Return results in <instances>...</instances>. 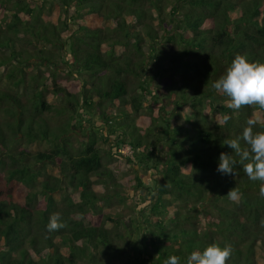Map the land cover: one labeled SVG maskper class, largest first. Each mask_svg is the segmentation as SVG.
Returning a JSON list of instances; mask_svg holds the SVG:
<instances>
[{
	"label": "trees",
	"instance_id": "obj_1",
	"mask_svg": "<svg viewBox=\"0 0 264 264\" xmlns=\"http://www.w3.org/2000/svg\"><path fill=\"white\" fill-rule=\"evenodd\" d=\"M55 1L59 14L50 22L44 0H0V76L7 68L19 86L30 64L41 82V74L66 53L73 62L69 69L77 65L75 79L83 81L79 93H72L53 76L52 92L67 102L61 109L46 102L43 83L31 105L0 88V102L13 104L2 121L7 130L0 123V147L19 141L9 153L11 166L0 172V264H164L172 255L183 262L211 243L232 247L228 264H257L256 246L264 254L260 182L239 165L236 175L217 167L221 152L239 159L223 142L241 137L249 119L259 129L264 110L234 111L212 84L238 53L264 62V0ZM71 21L77 30L64 40L62 28ZM166 99L175 100L180 112L162 114ZM51 108L69 116L57 126L65 125L62 134L47 131L56 127L43 116ZM80 112L90 126H84L87 140L75 148L72 119L80 122ZM140 115L143 125L136 122ZM225 115L230 119L222 123ZM101 118L108 124L101 130L111 132L117 150L131 146L129 162L149 165L159 147L166 149L150 214L132 219L131 227L107 210L123 194L126 177L143 182L137 173L118 177L104 163L99 147L104 137L93 128ZM43 140L53 144L30 150ZM46 165L61 175L40 177ZM99 185L117 192L102 194L94 189ZM234 187L241 194L237 202L226 196ZM39 193L45 197L41 205L34 204ZM54 209L67 227L48 232Z\"/></svg>",
	"mask_w": 264,
	"mask_h": 264
},
{
	"label": "rangeland",
	"instance_id": "obj_2",
	"mask_svg": "<svg viewBox=\"0 0 264 264\" xmlns=\"http://www.w3.org/2000/svg\"><path fill=\"white\" fill-rule=\"evenodd\" d=\"M43 7V12L45 13L46 17L48 16L47 21H55L56 17L58 16V7L56 6V1L55 0H44L42 3ZM70 12L73 13L74 9H70ZM43 15V14H42ZM74 21H71L68 25H66V28H62L63 34H62V39L68 40L70 38V35L72 32L77 30V25L73 23ZM70 54H64L62 55L61 59H58V62H56V65H51V67L47 68L48 71L43 72L41 74L42 76L40 77V81L38 82L35 80L34 75L36 76L38 73V69L34 68L30 64H26L25 69H26V82H23L19 86L15 85L12 81V79H9L7 76L8 69L5 68V71L2 72V76H0V88L9 90L12 93H18L21 96L22 101L25 104H32L35 99V94L40 91L41 84L46 87L44 88L43 86V91L45 92V100L48 104H50V107H57L61 109L63 106L67 104L66 100L62 96H58L52 92V87H53V76L57 78V81L59 82V85H62L64 87L68 88V91H71L72 93H79V90H81L82 86V80L80 79H75L77 77V73L75 72L77 69V65L73 66L72 69H69V66L67 65L68 63L71 64L73 63L70 60ZM30 63H34L35 66H37V62L32 60ZM72 66V65H71ZM44 66L43 68H45ZM72 71V72H71ZM6 74V75H5ZM13 105L11 102H0V123L3 125L4 130H7L6 123H2L5 118L9 117V114L6 112V109L11 107ZM164 108L161 110V113H173L174 111H179L181 108H178L177 102L175 100L171 99H166L163 103ZM110 107H113V110L118 111L116 109V106L112 105ZM157 108V107H156ZM30 112L33 110V107H29ZM103 110V108H101ZM106 111V110H105ZM104 111V112H105ZM101 112L97 111L96 114H99ZM146 115H149V112H145ZM80 115L83 117L80 118L81 121L79 122L78 119H72V129L73 131L71 132V135L74 137V147H78V143L80 142H85L88 138V130H85V128H89L90 124H87V118L86 115H84V112H80ZM43 116H45L48 120L51 126H56L54 127L53 130H47L49 133L54 134L59 131V133L62 134L65 130V125L57 127L59 125L64 124L68 119L69 116L68 114H62L58 113L56 110H53L52 108L50 110L45 109ZM147 117V116H145ZM99 118V117H98ZM141 115L140 117L137 118L136 122L137 124L141 125L142 120H141ZM146 122L148 120L144 118ZM70 122V120H69ZM76 123H78L77 126ZM86 123V124H84ZM94 124V125H93ZM93 128L98 130L99 135L101 133L102 138L99 140V147L100 150L102 151L103 158H104V163L106 165H112L113 169H115L118 173L119 176H123L122 173H129V174H134L137 173L140 175L142 179V186L138 184L136 181L130 179L129 177H126V181H123L125 183L124 189H122L123 194H127L128 197H125V195L121 196H114L112 199V206L110 209L107 210V212L110 213V215L114 216L116 220L119 217L124 219L125 223L131 227L132 225V219H136V217H141L140 215H149L150 210H151V202L156 200L157 198V187L160 185V182L162 183L163 180V173L161 172V165L159 166V161L165 160L166 159V149L159 147L158 151V158L156 160L154 159L153 161H149V165H143L142 163H138L137 161L135 162V159H133L131 162H129L126 158L129 157L132 154V148L130 145L125 144L119 148V150L116 149L115 147V141L114 138H112V134L110 131H107L104 133L102 131V127L104 128L105 126H108L107 121L101 118L100 121H95L93 123ZM143 125V124H142ZM85 126V128H84ZM86 128V129H87ZM109 134V136H108ZM108 140H104L105 138H108ZM130 137L128 136V139ZM153 140V138H152ZM17 139L11 143L9 148H5L4 146L0 147V157L3 156L4 160L0 162V172L6 171L9 169L12 163V159L9 157L10 151L13 150L14 147H17L16 145H19ZM53 144V142H48V141H40L34 144H31L29 146L30 150L32 152H36L40 149H47ZM161 146V145H158ZM117 150V152H116ZM110 153V154H108ZM113 155V156H112ZM34 166L37 165L34 163ZM45 165V163H42L39 167L36 166V168H42ZM46 169L43 171L41 174L42 176L40 177H45V175L48 174H54L56 176H60V171L56 166H49L46 165ZM47 173V174H46ZM43 179V178H42ZM113 186L110 185L108 188L106 187H101L96 186L94 189L97 192L100 193H106L109 194H114L117 192V190H112ZM39 188L35 187V190H38ZM45 197L39 193L38 196L34 199V204L36 203L37 205H41ZM27 201V200H26ZM59 204L58 206H60ZM59 212L58 209H54V212ZM202 217V216H200ZM202 220V218H201ZM201 227L205 226V221L202 220ZM149 233V232H148ZM61 244V243H60ZM261 245L259 244L257 247V264H264V254L262 253V249L260 247ZM49 249L44 250L43 256L48 255ZM146 264H152L149 260L146 261Z\"/></svg>",
	"mask_w": 264,
	"mask_h": 264
},
{
	"label": "clouds",
	"instance_id": "obj_3",
	"mask_svg": "<svg viewBox=\"0 0 264 264\" xmlns=\"http://www.w3.org/2000/svg\"><path fill=\"white\" fill-rule=\"evenodd\" d=\"M212 87L228 97L227 106L238 111L242 107H255L264 110V62L250 61L246 54H236L225 72L213 82ZM229 116L223 117L222 123H227ZM257 120L246 121L242 136L226 139L227 145L239 159L221 152L217 171L225 175H236L234 168L239 165L250 180L259 181V194L264 197V125L257 130ZM244 141V147L240 140ZM231 201L240 199L239 189L234 187L226 195ZM62 215L55 212L50 215L46 225L48 232L66 228ZM233 249L230 245L221 247L211 243L201 250H194L182 262L180 257L172 255L165 259L164 264H228Z\"/></svg>",
	"mask_w": 264,
	"mask_h": 264
}]
</instances>
